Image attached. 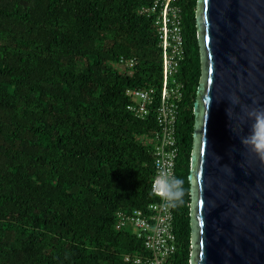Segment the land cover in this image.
I'll return each mask as SVG.
<instances>
[{"label": "trees", "instance_id": "16d2710c", "mask_svg": "<svg viewBox=\"0 0 264 264\" xmlns=\"http://www.w3.org/2000/svg\"><path fill=\"white\" fill-rule=\"evenodd\" d=\"M153 1L0 0V264H130L125 255L142 253L113 225L116 212L156 201L153 113L136 118L125 96L127 88H160L156 28L139 13ZM196 3L176 0L184 59L172 264H189L191 253ZM120 56L135 60L132 71L114 66Z\"/></svg>", "mask_w": 264, "mask_h": 264}, {"label": "water", "instance_id": "95a60500", "mask_svg": "<svg viewBox=\"0 0 264 264\" xmlns=\"http://www.w3.org/2000/svg\"><path fill=\"white\" fill-rule=\"evenodd\" d=\"M189 264H264V0H197Z\"/></svg>", "mask_w": 264, "mask_h": 264}, {"label": "built area", "instance_id": "2783aa9c", "mask_svg": "<svg viewBox=\"0 0 264 264\" xmlns=\"http://www.w3.org/2000/svg\"><path fill=\"white\" fill-rule=\"evenodd\" d=\"M151 17L158 36L161 52L162 81L160 88H127L129 102L126 110L138 119H144L152 111L156 131L147 140L152 155L154 178L151 194L156 198L144 209L115 213L113 229L117 233L128 232L140 241L142 253L127 254L124 261L130 264H172L176 251L173 229V193L178 146L175 139V123L182 102L183 84L178 81V70L184 59L182 15L176 0H154L139 10ZM135 60L120 56L115 65L132 71Z\"/></svg>", "mask_w": 264, "mask_h": 264}, {"label": "clouds", "instance_id": "9594fccd", "mask_svg": "<svg viewBox=\"0 0 264 264\" xmlns=\"http://www.w3.org/2000/svg\"><path fill=\"white\" fill-rule=\"evenodd\" d=\"M254 121L253 127L256 129V143L257 146H264V111H256L251 117ZM176 184L180 181L176 180Z\"/></svg>", "mask_w": 264, "mask_h": 264}, {"label": "snow or ice", "instance_id": "6c2138e0", "mask_svg": "<svg viewBox=\"0 0 264 264\" xmlns=\"http://www.w3.org/2000/svg\"><path fill=\"white\" fill-rule=\"evenodd\" d=\"M206 2H207V0H206Z\"/></svg>", "mask_w": 264, "mask_h": 264}]
</instances>
